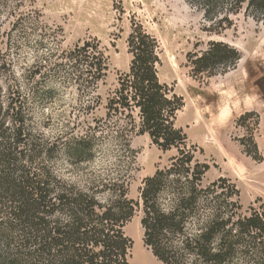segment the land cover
I'll return each mask as SVG.
<instances>
[{"label": "rangeland", "instance_id": "1", "mask_svg": "<svg viewBox=\"0 0 264 264\" xmlns=\"http://www.w3.org/2000/svg\"><path fill=\"white\" fill-rule=\"evenodd\" d=\"M230 18L229 28L213 34L204 30L202 10L186 0H0L1 113L9 102L18 111L27 142L46 153L31 171L39 167L35 172L52 184H123L137 203L123 226L132 240L130 264H163L143 242L140 188L177 155L176 148L161 149L147 134L131 131L127 112L107 114L118 78L129 70L127 37L136 25L157 40L159 80L183 98L175 125L195 160L209 166L201 186L229 180L238 190L240 214L264 205V23L243 10ZM210 40L230 44L241 58L224 73L194 75L187 55ZM86 42L105 57L96 82L76 81L66 57ZM241 141L252 154L255 143L261 159L247 155ZM165 197L163 192V207Z\"/></svg>", "mask_w": 264, "mask_h": 264}, {"label": "trees", "instance_id": "2", "mask_svg": "<svg viewBox=\"0 0 264 264\" xmlns=\"http://www.w3.org/2000/svg\"><path fill=\"white\" fill-rule=\"evenodd\" d=\"M186 1L202 10L209 33L229 28L230 16L241 10L264 23V0ZM127 46L129 70L119 76L107 100V114L127 112L131 131L147 134L161 149H177L170 164L146 177L140 188L144 244L163 264H264V205L240 214L238 190L229 180L219 177L201 186L209 166L195 160L186 148V134L175 125L184 102L158 78L157 40L136 25ZM66 57L76 81L86 77L96 82L104 75L105 57L97 46L86 42ZM240 58L236 48L217 40L187 55L191 72L207 76L224 73ZM1 109L0 264H130L132 240L123 226L137 203L126 197L123 184H52L47 174L35 172L39 167L31 171L39 164L35 159L46 153L27 142L18 111L11 102L3 113ZM241 144L247 155L261 159L255 143L254 154ZM101 190L108 191L105 198L98 195Z\"/></svg>", "mask_w": 264, "mask_h": 264}, {"label": "crops", "instance_id": "3", "mask_svg": "<svg viewBox=\"0 0 264 264\" xmlns=\"http://www.w3.org/2000/svg\"><path fill=\"white\" fill-rule=\"evenodd\" d=\"M253 77H254V76H252V78L250 77L251 82H252V80H253ZM257 77H258V79H260L261 75H260V76H257ZM262 77L264 78L263 74H262ZM248 78H249L248 76H246V78H245V82L247 83V85L249 84V83H248L249 80H247ZM251 82H250V83H251ZM254 93L258 94L259 92H258V91H255ZM259 94H260V93H259ZM263 95H264V94H263ZM262 102H264V99H262Z\"/></svg>", "mask_w": 264, "mask_h": 264}]
</instances>
